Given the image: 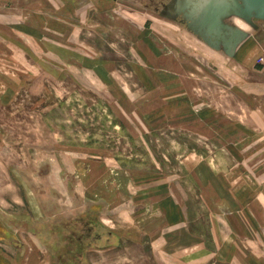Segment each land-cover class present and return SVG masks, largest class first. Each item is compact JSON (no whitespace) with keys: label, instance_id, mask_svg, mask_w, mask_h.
Segmentation results:
<instances>
[{"label":"rangeland","instance_id":"374dc122","mask_svg":"<svg viewBox=\"0 0 264 264\" xmlns=\"http://www.w3.org/2000/svg\"><path fill=\"white\" fill-rule=\"evenodd\" d=\"M205 1L0 0V264H264V4Z\"/></svg>","mask_w":264,"mask_h":264},{"label":"water","instance_id":"95a60500","mask_svg":"<svg viewBox=\"0 0 264 264\" xmlns=\"http://www.w3.org/2000/svg\"><path fill=\"white\" fill-rule=\"evenodd\" d=\"M208 1V0H207ZM205 1V2H207ZM204 2V1H203ZM252 3L258 4V5H263L264 4V0H251Z\"/></svg>","mask_w":264,"mask_h":264},{"label":"built area","instance_id":"2783aa9c","mask_svg":"<svg viewBox=\"0 0 264 264\" xmlns=\"http://www.w3.org/2000/svg\"><path fill=\"white\" fill-rule=\"evenodd\" d=\"M261 61L264 62V57H261V58H260V62H261ZM259 65H260L262 71H264V63H263V64H259Z\"/></svg>","mask_w":264,"mask_h":264}]
</instances>
